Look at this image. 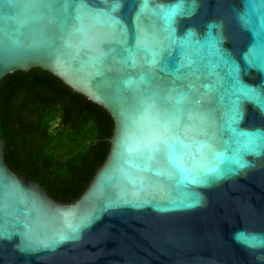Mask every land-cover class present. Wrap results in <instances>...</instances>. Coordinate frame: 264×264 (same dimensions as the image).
<instances>
[{
    "label": "water",
    "instance_id": "95a60500",
    "mask_svg": "<svg viewBox=\"0 0 264 264\" xmlns=\"http://www.w3.org/2000/svg\"><path fill=\"white\" fill-rule=\"evenodd\" d=\"M33 69L114 132L74 204L0 132V264H264V0H0V86Z\"/></svg>",
    "mask_w": 264,
    "mask_h": 264
},
{
    "label": "trees",
    "instance_id": "16d2710c",
    "mask_svg": "<svg viewBox=\"0 0 264 264\" xmlns=\"http://www.w3.org/2000/svg\"><path fill=\"white\" fill-rule=\"evenodd\" d=\"M41 69L7 76L0 86V132L5 161L39 181L55 201L74 204L106 161L114 123Z\"/></svg>",
    "mask_w": 264,
    "mask_h": 264
}]
</instances>
